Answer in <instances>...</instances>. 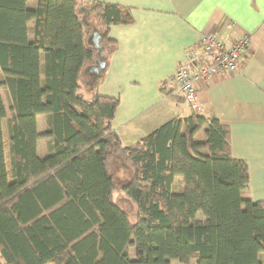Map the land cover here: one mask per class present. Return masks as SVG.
Masks as SVG:
<instances>
[{
    "label": "trees",
    "instance_id": "16d2710c",
    "mask_svg": "<svg viewBox=\"0 0 264 264\" xmlns=\"http://www.w3.org/2000/svg\"><path fill=\"white\" fill-rule=\"evenodd\" d=\"M28 1L0 0V86L15 112L8 169L0 95L4 264H264V203L242 197L247 163L232 157L228 125L174 117L129 145L112 129L119 98L98 92L104 68L86 67L107 64L117 45L109 27L131 23V8ZM41 113L52 120L43 134ZM47 136L52 148L39 156Z\"/></svg>",
    "mask_w": 264,
    "mask_h": 264
},
{
    "label": "crops",
    "instance_id": "0c3cea01",
    "mask_svg": "<svg viewBox=\"0 0 264 264\" xmlns=\"http://www.w3.org/2000/svg\"><path fill=\"white\" fill-rule=\"evenodd\" d=\"M98 1L128 6L133 18L128 24L110 25L109 37L117 45L107 64L95 60L86 67L98 74L104 68L98 92L119 98L111 127L124 145L135 143L171 118L192 114L185 101L171 99L166 92L173 86V73L184 62L186 51L198 48L200 36L215 32L226 44L241 35L249 36V45L235 72L215 73L196 83V114L215 117L228 125L231 155L247 163L248 188L242 197L264 203V0ZM27 5L34 8L36 0H29ZM28 34L31 39L32 24ZM3 79L0 72V82ZM0 95L6 109L2 129L9 166L6 120L15 112L5 85L0 86ZM50 119L49 113L36 115L39 134L51 128ZM203 129L196 133L198 141L204 138ZM51 142L49 136L38 138V154L49 153ZM130 248L129 258L135 259ZM0 261L4 264L1 257Z\"/></svg>",
    "mask_w": 264,
    "mask_h": 264
},
{
    "label": "built area",
    "instance_id": "2783aa9c",
    "mask_svg": "<svg viewBox=\"0 0 264 264\" xmlns=\"http://www.w3.org/2000/svg\"><path fill=\"white\" fill-rule=\"evenodd\" d=\"M249 45V36L241 35L230 43H224L215 32L205 33L199 38L198 48L188 49L184 62H180L173 73L170 96L185 101L192 114L199 111L196 83L218 73L232 74L237 70Z\"/></svg>",
    "mask_w": 264,
    "mask_h": 264
},
{
    "label": "rangeland",
    "instance_id": "374dc122",
    "mask_svg": "<svg viewBox=\"0 0 264 264\" xmlns=\"http://www.w3.org/2000/svg\"><path fill=\"white\" fill-rule=\"evenodd\" d=\"M3 121H5V120H3ZM38 131V130H37ZM39 133V132H38ZM41 134H43V133H41ZM195 138H197L198 139V135L196 134L195 135ZM37 154H38V151H37ZM39 155V154H38ZM45 155V153L43 154V156ZM39 156H41V155H39ZM8 166V165H7ZM8 168H9V166H8ZM131 248L129 249L130 250V254H132V255H135V252H134V246H130ZM133 247V248H132ZM129 254V253H128ZM261 259L263 260V262H264V255H261ZM195 262V261H194ZM170 264H179V263H177L176 261H174V260H172L171 261V263Z\"/></svg>",
    "mask_w": 264,
    "mask_h": 264
}]
</instances>
